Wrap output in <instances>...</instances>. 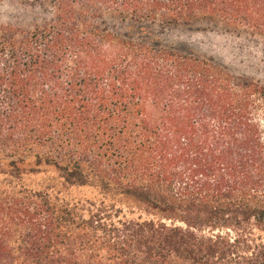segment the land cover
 Returning <instances> with one entry per match:
<instances>
[{
	"label": "trees",
	"instance_id": "obj_1",
	"mask_svg": "<svg viewBox=\"0 0 264 264\" xmlns=\"http://www.w3.org/2000/svg\"><path fill=\"white\" fill-rule=\"evenodd\" d=\"M0 22V264H264V83L166 44L264 0H18ZM52 171L101 198L27 183Z\"/></svg>",
	"mask_w": 264,
	"mask_h": 264
},
{
	"label": "rangeland",
	"instance_id": "obj_2",
	"mask_svg": "<svg viewBox=\"0 0 264 264\" xmlns=\"http://www.w3.org/2000/svg\"><path fill=\"white\" fill-rule=\"evenodd\" d=\"M33 10L18 0H0V22L27 24ZM161 35L166 44L212 57L237 77L264 83V40L243 30L229 29L215 21L167 28ZM27 183L35 188L53 187L67 199L77 202L101 198L94 187H68L52 171L31 175Z\"/></svg>",
	"mask_w": 264,
	"mask_h": 264
}]
</instances>
